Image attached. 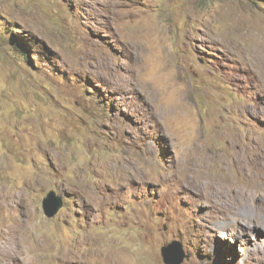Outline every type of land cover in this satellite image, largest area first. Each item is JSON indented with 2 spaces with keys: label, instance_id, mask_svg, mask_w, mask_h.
Returning a JSON list of instances; mask_svg holds the SVG:
<instances>
[{
  "label": "rangeland",
  "instance_id": "obj_1",
  "mask_svg": "<svg viewBox=\"0 0 264 264\" xmlns=\"http://www.w3.org/2000/svg\"><path fill=\"white\" fill-rule=\"evenodd\" d=\"M173 242L264 264V0H0V264Z\"/></svg>",
  "mask_w": 264,
  "mask_h": 264
},
{
  "label": "water",
  "instance_id": "obj_2",
  "mask_svg": "<svg viewBox=\"0 0 264 264\" xmlns=\"http://www.w3.org/2000/svg\"><path fill=\"white\" fill-rule=\"evenodd\" d=\"M47 214L54 216L63 205V200L51 192L44 200ZM163 260L166 264H180L184 259V252L178 242H173L162 248Z\"/></svg>",
  "mask_w": 264,
  "mask_h": 264
},
{
  "label": "trees",
  "instance_id": "obj_3",
  "mask_svg": "<svg viewBox=\"0 0 264 264\" xmlns=\"http://www.w3.org/2000/svg\"><path fill=\"white\" fill-rule=\"evenodd\" d=\"M13 43H15L19 48L21 47V49L23 50V51H25V49H26V46H25V42L24 41H22L21 39H20V35L16 38H13Z\"/></svg>",
  "mask_w": 264,
  "mask_h": 264
},
{
  "label": "bare ground",
  "instance_id": "obj_4",
  "mask_svg": "<svg viewBox=\"0 0 264 264\" xmlns=\"http://www.w3.org/2000/svg\"><path fill=\"white\" fill-rule=\"evenodd\" d=\"M0 250H1V247H0ZM9 253H10V251H7V250H6V251H3L2 254H0V255H1L0 258L3 260L4 255H5L6 258H8ZM0 261H1V260H0Z\"/></svg>",
  "mask_w": 264,
  "mask_h": 264
},
{
  "label": "clouds",
  "instance_id": "obj_5",
  "mask_svg": "<svg viewBox=\"0 0 264 264\" xmlns=\"http://www.w3.org/2000/svg\"><path fill=\"white\" fill-rule=\"evenodd\" d=\"M52 217H54V216H51L50 218H52Z\"/></svg>",
  "mask_w": 264,
  "mask_h": 264
}]
</instances>
